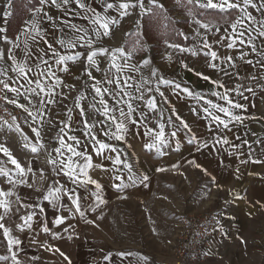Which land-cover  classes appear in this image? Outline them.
Masks as SVG:
<instances>
[{
	"label": "rangeland",
	"instance_id": "rangeland-1",
	"mask_svg": "<svg viewBox=\"0 0 264 264\" xmlns=\"http://www.w3.org/2000/svg\"><path fill=\"white\" fill-rule=\"evenodd\" d=\"M158 2L164 5V9L153 7L152 12L146 15H141L139 8L130 10L131 14L126 16H121L115 9L108 10L106 14L118 23L112 25L110 34L95 45L110 51L124 48L126 52L133 53L128 64L139 66L140 70L132 71L129 68L121 74L122 80H128L133 85L127 89L133 96L140 95L135 85L142 79L148 80V87L152 89L151 92L145 90V99L132 100L136 109L132 119L138 122L134 125L128 122L124 140L118 141L111 135L103 134L104 129L99 121L104 117L96 110L100 108V97L91 87L95 80L87 74L91 72L92 77L103 81L109 64L106 56L97 58L100 71L88 67L83 58L67 62L68 70L62 71L50 59L52 70L62 83L53 88L55 80H45L44 83L49 86L48 94L36 96L24 88L21 94H17L0 85V97L11 114L13 110L20 113V118L13 115L10 120L0 119V124L5 126L1 129L5 135H10L11 129L19 128L30 135L28 153L44 165L47 179H53L55 185L58 180L66 184L70 178L63 171L53 170V166L47 163L51 149L58 146L60 135H64L66 140L70 136L80 140L81 149L91 157L93 165L87 170L88 176L102 186L97 190L89 184L90 191L83 193V203L90 207L88 201L91 196L96 198L97 195L105 201L99 207L95 203V211L92 210L93 214L87 220L86 227L90 232L88 242L92 245L89 259H93V264L100 263L107 252L105 247L141 252L142 257L148 258V264L162 261L156 254L168 253L171 264H182L177 255L181 218L205 214L209 216L204 227L207 234L202 247L205 259L194 264H264V57L252 52L246 44L241 45L238 40L233 48L227 46L235 36L230 25L240 17L238 9L227 12L205 9L196 5L195 0L191 4L188 0H180L179 4L176 0ZM256 2L259 4L260 0ZM87 3L105 14V0H87ZM6 4L7 0H0V28L6 29L0 36L6 35L9 41L20 43V48L16 49L13 43H5L0 39V49L5 52L0 67L8 69L9 76H15L11 71V61L7 60V51L12 48L18 59L23 57L21 33L26 22L34 18V9L40 4L39 0H12L10 15L5 17ZM145 7H152L148 0H145ZM248 10L255 17L252 22V41L257 52L264 51V37L259 36V32L264 29L258 23L264 21V9ZM45 11L53 17V21L50 23L42 19L40 26L46 30L50 41L54 42L57 37L67 33V28H64V32L59 31L67 23L75 24L78 28L91 27L89 21L84 19L86 14L77 9L75 4H69L66 11L54 6H46ZM201 24H207L208 27H201ZM238 29L244 30L239 25ZM18 36L19 41L16 39ZM244 39H249V36L246 34ZM205 42L217 52L218 60L212 61L205 55L209 51V48L204 47ZM168 44L179 45V48L168 47ZM29 47L34 53L37 50V45L31 40ZM38 47L41 51L45 49L42 42ZM134 48L136 50L133 52ZM242 52L247 53L244 60L239 59ZM229 56L233 58L231 61L227 59ZM146 58L150 63L143 65L142 61ZM249 60L251 64L247 63ZM28 62L34 67V63L39 61L33 55ZM120 62L123 63V60ZM213 63L215 68L210 66ZM44 67L41 65L42 69ZM29 75L34 78V73ZM111 76L112 72H109L108 77ZM204 76L210 77V80H205ZM0 79L7 80L8 77L0 76ZM161 80L171 83L165 84ZM211 81H218L224 87H218ZM20 84L27 87V82L22 79ZM104 86L116 88L115 85ZM31 87L35 88L36 85L32 84ZM185 88L192 94L185 92ZM214 92L226 93L234 103L242 105L239 109H231L244 118L242 124L233 122L225 129L204 111L208 107L215 115L228 119L224 113L211 109L207 104V101H212L230 107L225 100L213 95ZM150 96L155 97L156 111L146 107ZM12 99L24 105V108L10 103ZM104 99L109 106H115L116 100L112 95H106ZM119 107L127 110L124 103ZM177 116L188 124L187 129L176 119ZM85 120L96 125L91 132L84 127ZM161 126L166 143L155 139ZM33 128L39 129V138L32 131ZM61 128L64 129L63 133L60 132ZM148 130L151 133L145 134ZM173 132H176L175 137L171 135ZM93 135L117 148L121 159L131 164L132 172L129 173L122 165L115 166L109 157L116 154L110 150L97 154L91 139ZM224 138L229 143H223ZM7 139L10 140L9 137ZM38 139L44 147L33 153L31 145L37 144ZM244 141L248 144H244ZM68 142L72 143L70 140ZM149 144L154 147L148 148ZM51 155L56 156L55 153ZM145 175L149 179L142 183L141 179ZM117 176L120 179H116ZM130 176L132 179H129ZM11 178L13 181L20 179L14 169ZM40 184L33 181L29 184L31 187H20L29 194L37 193L38 197L35 198L38 199L43 193L42 187L40 190L37 187ZM104 189H110L108 193L114 194L112 200L107 197V193L103 194ZM2 262L4 260L0 259V264Z\"/></svg>",
	"mask_w": 264,
	"mask_h": 264
},
{
	"label": "snow or ice",
	"instance_id": "snow-or-ice-1",
	"mask_svg": "<svg viewBox=\"0 0 264 264\" xmlns=\"http://www.w3.org/2000/svg\"><path fill=\"white\" fill-rule=\"evenodd\" d=\"M177 4L180 3V0H176ZM149 5L152 7H145V0H117V2H110V0H105L104 3V13L101 14V12L96 11L94 8H92L88 3L87 0H39L40 7H37L34 9V18L26 22V26L24 30L22 31L21 35L23 36V44H24V50H23V57L17 58L15 53L13 52L12 48H9L7 51V60L11 61V71L15 73V76H9L8 75V69H5L3 67H0V76L8 77L7 80L0 79V85H2L3 89L14 92L17 94H21V89L24 88L26 92L31 93L32 95L39 96L41 93L48 94L49 86L44 83L45 80L54 79L55 85H53V88L55 86H58L62 81L58 77H56L55 72L52 70V64L49 63V60H54V63L56 66L61 67L62 71H67V62H76L77 60L84 59L86 62V65L88 67H94L97 71H100V64L98 61V57L106 56L108 57L109 64L107 70H105V79L103 81L96 80L95 77H92L91 72H87L88 76L95 80V83L91 85L93 91L95 92L96 96L100 97L99 104L100 108H97V112L104 117L103 120L99 121L102 129H104L103 134L104 135H111L112 138L122 141L125 139V134L128 132L127 124L128 122L132 123L133 125L136 124L138 121L133 120L132 116L135 113L136 109L133 107L132 100L133 99H145V90L147 92H151V87H148L149 81L143 80L135 85V89L137 93H140L139 96H133L131 92H128L127 89L130 87H133V85L128 83V80H122L121 74L126 70L131 68L132 71H139V66L136 65H129L128 60L132 57V52H126L124 48H117L113 50H109L108 48L104 47H96L95 45L99 42V40L104 37L108 36L111 31V26L118 23V21L108 16L106 13L108 10L115 9L120 13L121 16L130 15V10L139 8L141 10V15H146L152 12V8H158V9H164V5L160 4L158 0H148ZM188 3H193V0H188ZM196 5H198L201 8L205 9H218L221 12H227L231 9H238L241 13L240 17L233 22L230 27L233 30V33H235V36L233 38L232 43H229L227 46L229 48H233L236 45L237 40L241 45H247L252 52L256 53L257 55H260L261 57H264V51L257 52L256 46L252 41L251 38V31L252 29V22L255 21V17L252 15V13L248 10L249 8H254L257 10L264 9V0H260V3L257 4L256 0H195ZM69 4H75L76 8L81 10L84 15V19L88 20L91 27L90 28H78L75 24L67 23L64 25V27L60 28L59 31L64 32V28H67V33H65L62 36H59L55 39V41H50L47 38V32L45 29L41 28V20L47 19L48 22L53 21V17L49 15L47 11H45L46 6H54L58 9L63 8L65 11L67 10V7ZM12 6V0H7V4L5 5L4 10V16L10 15L9 9ZM166 11V10H165ZM90 13V15H87ZM167 18V17H166ZM139 25V22H137ZM196 23H200L199 21H196ZM260 27L264 29V21H259ZM238 25L243 28L244 30H239ZM55 28L56 25H53ZM201 27L207 28V24H201ZM6 29L0 28V33H5ZM249 36V39L245 40V35ZM183 35V33H181ZM259 36L264 37V30L259 32ZM0 39H2L5 43H13L14 47L16 49L20 48V43L9 41L8 37L0 36ZM17 41L20 40V37L18 36ZM29 40H31L34 44L37 45V50L35 53L33 52V49L29 47ZM43 43L45 45V49L41 51L38 47L40 43ZM167 43V42H166ZM137 44L144 50L147 51V49L140 44L139 41H137ZM57 45L59 47H57ZM168 47L172 48H179V45L175 44H168ZM205 48H209V51L205 53V55L210 57V60L215 61L219 59V56L216 51H213L210 49L209 45L205 42L204 44ZM60 49H64V52H61ZM78 49H83V51H80ZM136 49H133V52ZM181 51H184V49H180ZM35 55L36 61H39L38 63H34V67L32 64H29L28 60ZM247 55V53L242 52L239 59L244 60V57ZM45 57H49L46 59ZM5 59V52L3 49H0V61H3ZM229 61H231L232 57H227ZM123 60V63L120 61ZM150 63L149 59H143L142 64L148 65ZM247 63L251 64L252 61H247ZM41 65H44L45 67L42 69ZM211 67H216V65L213 63L210 65ZM35 68V72H34ZM113 69L115 70L113 72ZM87 71V68H86ZM112 72L111 78L108 77V73ZM30 73H34L33 76H30ZM153 75L155 73L153 72ZM19 78V79H17ZM205 80H210V77L204 76ZM24 80L27 82V87L25 85L20 84V80ZM8 81H11L9 83ZM162 83H171L170 81L161 80ZM213 84L217 85L218 87L223 88L224 85L218 81H211ZM35 84L36 87L32 88L31 85ZM115 85V89H109L108 87H105L104 85ZM16 85V86H13ZM177 88L180 87V85H176ZM38 90V91H37ZM185 92H188L189 95L192 93L188 89H184ZM250 91V89H249ZM54 95V91L52 93ZM106 95H112L115 100V106H109L107 100L104 99ZM163 93H161V96ZM213 95L219 96L220 99L225 100L230 107H224L221 105H217L212 103V101H207V104L211 106V109H215L216 111L220 113H224V115L228 118L227 120L222 118L221 116L215 115L208 107L204 108V111L207 112L212 120L219 125H222L225 129H228L229 124L233 122L237 123H243V117L235 114L231 109L236 108L239 109L242 107L239 103H234L231 98L225 93L220 94L214 92ZM127 97V99H123L124 97ZM10 103L16 104L17 107L24 108V105H21L18 103L17 100L12 99L9 100ZM54 101H49V103H52ZM121 103H124L126 105V109L119 107ZM92 107H96V105H93ZM146 107L150 111H156L157 110V103L155 100V97H148ZM25 111L27 109L25 108ZM119 113L117 116L116 113ZM83 114V113H82ZM29 115H32V113H29ZM177 120L180 121V124L187 129L188 124L180 119L179 116L176 117ZM84 127L91 132L92 128H94L96 125L91 123L88 120L83 121ZM66 127H70V125H66ZM114 129V130H113ZM32 131L36 135L37 138L40 137V131L39 129L33 128ZM60 132L63 133L64 129L61 128ZM151 130H148L145 134H150ZM87 134V133H86ZM173 137L176 136V132L171 133ZM91 139L94 142V150L97 152V154H101L105 150H110L111 152L115 153L116 155L114 157H109V159L112 160V163L115 166L122 165L124 168H126L129 173L132 172V166L131 164L127 163L126 160H122L120 157V153L114 146L103 142L101 140H98L95 135L91 137ZM155 139L159 141L160 143H166L165 140V132L163 130V126H161L160 131L156 133ZM193 140L195 137L192 138ZM72 141V143H69L68 141ZM58 146L53 147L51 149V152L49 153V158L47 160V163L49 165L53 166V170H59L63 171L64 175L68 176L69 178L73 179L74 182L81 183L82 185H94L97 190L101 189V185L94 179H92L90 176H88L87 170L89 168H92L93 165L91 163V157L87 154L85 150H82L80 147V140L75 136H70L66 140L64 138V135H60L57 140ZM189 143H192V140H189ZM223 143L227 144L229 141L227 138L223 139ZM244 144H248L247 141L243 142ZM39 145V147L37 146ZM37 144L31 145V151L33 153H36L39 151L40 148H43L44 145L41 143L38 139ZM207 146L206 144L204 145ZM25 147H28V145H25ZM148 148L154 147L153 144L147 145ZM238 147V146H234ZM250 147V145H249ZM0 151H2L7 157L8 160L12 165H14V170L17 173V176L20 177L18 181H13L9 179V183H19V184H26V179H23V177L26 176L27 173L32 172L31 168L25 169L24 166L21 165V163L11 155L9 150L5 147L0 146ZM157 151H159V148L157 147ZM51 153H55L56 156L52 157ZM259 162V161H256ZM199 167V165H196ZM162 171L163 169H158ZM117 171H119V168H117ZM0 175L3 176H9V171H5L3 168H0ZM83 177V179H81ZM116 179H120L119 176L116 177ZM129 179H132V176L129 177ZM149 178L148 176H143L141 179V182L147 181ZM31 187V185H28ZM119 188V185H117ZM62 187H56V188H50L48 190V194L44 196L43 198L45 200H49L51 197L54 201H60L61 199V193H62ZM16 195L13 191L10 190H4L0 189V197H12ZM64 196H68L67 192H63ZM17 201H19V196L16 197ZM72 203L75 205V210L77 212H80V204L79 200L76 198H72ZM96 199L98 201V204L96 205L99 207L100 204L105 203V201L99 196H96ZM21 207H25V205L21 204ZM27 207H32V205H27ZM0 208L4 210V214L0 215V230H3V235L7 239L8 249L9 251L12 250L13 246L19 245L21 241L18 238H14L11 235V230L5 226L3 221L5 220L7 214L11 212V202L8 199H0ZM95 211V208L92 209ZM19 211V209H17ZM81 216L84 215L83 212H80ZM20 219L23 221V224H17L16 227L23 231L24 226L27 225L28 227H31L30 221L32 220V214H29L27 217L21 216ZM91 223V221H88ZM57 224L63 223V218H58L56 221ZM44 231H48L47 228L44 229ZM72 237L70 236L69 239ZM56 251H59V249H56ZM61 256H64L66 260L69 258L63 253H60ZM121 255H132L131 253H121ZM0 259H7V257H0ZM141 259L147 260V257H142ZM12 260L13 264H20V261L17 259L15 252L12 253ZM69 264H71V261L69 260Z\"/></svg>",
	"mask_w": 264,
	"mask_h": 264
},
{
	"label": "crops",
	"instance_id": "crops-1",
	"mask_svg": "<svg viewBox=\"0 0 264 264\" xmlns=\"http://www.w3.org/2000/svg\"><path fill=\"white\" fill-rule=\"evenodd\" d=\"M3 127L5 126L0 124V146L7 148L25 169L31 168L32 172L27 173L23 177L27 181L26 184L9 183V179L13 180L11 174L14 165L0 151V168L9 171V176L7 177L0 175V189L10 190L16 194L7 198L0 197V199H8L11 202V212L7 214L3 223L11 230L12 237L21 241L19 245L13 246L12 250L9 251L7 239L3 235V230H0V257H7V259H3L4 262L2 264H13V252H15L20 264H69V260L71 264H93V259H89L92 245L88 242L90 232L86 226L87 220L93 214L92 208L95 207V203H98V201L94 196H91L88 201L91 205L88 207L91 209L87 207L86 203H83V193L90 191L89 185L74 182L71 178L66 184H62L58 180L57 185H55L53 179H47V175L43 171L45 169L44 165L38 161L37 157L28 153L30 152L29 147H25V145L31 143L30 135L20 128L11 129L9 131L10 135H5L1 129ZM8 137L10 140L7 139ZM28 154L29 157H27ZM33 181L41 183L37 187H40L39 190L42 187L43 193L38 199L35 198L38 197L37 193L29 194L20 187L29 185ZM56 187H62L63 190L60 194V201H54L51 197L49 200H45L43 197L48 194V190ZM108 190L111 192L110 189H104L103 194L107 193V197L112 200L114 194L108 193ZM63 192H67L68 196H64ZM17 196L20 198L19 201H17ZM69 197L79 200L80 212L84 213L83 216L75 210V205ZM21 204L25 205V207H21ZM27 205H32V207H27ZM15 207L19 211L15 210ZM3 214L4 210L0 209V215ZM29 214H32V220L29 222L31 227L25 225L23 231H20L16 227L17 224H23L20 217H27ZM58 218H63V223L57 224ZM15 220H17L16 225ZM45 228L48 229L47 232L44 231ZM70 236L72 237L71 239H69ZM56 249H59V251H56ZM105 249H107V252L103 255L102 260L99 261L100 263L96 264H148V258L147 260L141 259V252H130L111 247H105ZM61 252L69 259L66 260L64 256H61ZM121 253H131L132 255H121ZM167 254H156V256H160L159 258L162 261L156 260L154 264H171Z\"/></svg>",
	"mask_w": 264,
	"mask_h": 264
},
{
	"label": "built area",
	"instance_id": "built-area-1",
	"mask_svg": "<svg viewBox=\"0 0 264 264\" xmlns=\"http://www.w3.org/2000/svg\"><path fill=\"white\" fill-rule=\"evenodd\" d=\"M1 96V93H0ZM13 115L20 118V113L13 110ZM4 99L0 97V119L10 120L13 117ZM209 216L205 215H190L182 217L179 223L180 227V244L177 247V255L180 257L179 262L182 264H194L195 261H203V241L206 238Z\"/></svg>",
	"mask_w": 264,
	"mask_h": 264
}]
</instances>
